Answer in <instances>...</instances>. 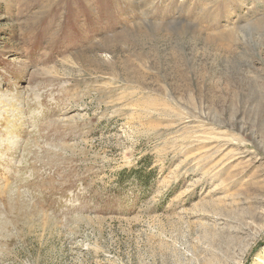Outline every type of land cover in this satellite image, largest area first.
<instances>
[{"label":"rangeland","instance_id":"1","mask_svg":"<svg viewBox=\"0 0 264 264\" xmlns=\"http://www.w3.org/2000/svg\"><path fill=\"white\" fill-rule=\"evenodd\" d=\"M0 264H264V0H0Z\"/></svg>","mask_w":264,"mask_h":264},{"label":"bare ground","instance_id":"2","mask_svg":"<svg viewBox=\"0 0 264 264\" xmlns=\"http://www.w3.org/2000/svg\"><path fill=\"white\" fill-rule=\"evenodd\" d=\"M47 8V7H46ZM116 44V43H115ZM87 48V47H86ZM84 53V52H83ZM87 53V52H86Z\"/></svg>","mask_w":264,"mask_h":264}]
</instances>
